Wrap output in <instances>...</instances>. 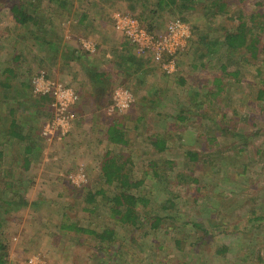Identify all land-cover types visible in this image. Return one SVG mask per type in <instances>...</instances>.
I'll use <instances>...</instances> for the list:
<instances>
[{"label":"trees","instance_id":"1","mask_svg":"<svg viewBox=\"0 0 264 264\" xmlns=\"http://www.w3.org/2000/svg\"><path fill=\"white\" fill-rule=\"evenodd\" d=\"M38 1L42 0H16V3L10 6L9 13L16 26L21 28L32 26L34 29L41 27L39 19L35 14L39 12L40 16L43 15ZM54 1L56 0H48L49 3H53ZM124 1L127 2L128 8L131 10H135V5L139 6V18L141 21L138 20L149 33L156 35L161 33L157 28H160V19L165 15H177L182 23L189 25L190 37L187 40L189 46L186 53H191L195 59L188 67L191 68L192 73L190 72L188 75V68L185 70L180 69L176 73L177 75L175 74L176 76L172 74L174 71L171 73L173 77L161 69L163 72L161 73V77L163 76V79H166L162 82L163 88L157 89L149 99L140 97V99L136 100L132 105L133 107L130 108V115L126 114L110 119L103 126L104 130L99 132L101 139L96 141L98 145L104 144L107 146V150L104 151L99 160L96 178L90 181L88 185H82L80 188L69 186L66 199L73 200L74 198H80L79 200L83 203L80 211L89 217L93 216L94 213H99L100 210L106 209L108 211L106 214L108 216L107 222L109 221L108 223L123 227H130L131 233L133 232L132 240H135V232H138V229L144 224L149 228L151 233H162V238L168 240L171 238L169 241L173 245L172 253L180 255L179 260L183 256L189 258V255H191L192 264H210L214 260L216 264H245L248 263L247 260H255L257 264H261L263 261L261 248L257 244L256 237L259 233L264 237V201L256 204L255 199L251 196L256 195L254 190L251 191L249 189V187L253 186V182L246 179L248 186L241 188L237 192L231 189L225 191L223 188H220V185L213 182L214 187H218L215 190L216 193H214L213 190L209 189V184L212 183V179L217 176V173L211 174V180H208L209 176H206V172L203 169L207 167L206 170H208V167L212 166L214 163L213 156L224 157L231 150L235 151L234 156L239 152H243L244 147L238 150L235 149L236 145L233 139H241L244 142V146L248 145L250 141L248 138L251 134L245 133L244 130L243 132L237 130L232 117L223 125L218 120L212 119L209 116L208 109L210 110L221 99L224 100L225 97L229 96H227L229 94L227 88L228 86L231 87V85H235L241 90L247 89V92L242 95V100H246L250 96L252 89L258 87L255 93L256 102L258 104H260V101L264 102V2L260 0ZM247 1H250L248 2L250 3L249 5H246ZM186 12L198 13L199 19L204 24H215L219 39H209L206 35L201 36L202 32H200L199 26L196 24L200 21L195 18L190 22L184 15ZM31 33L33 35L37 34ZM34 37L38 39V37ZM36 45L37 48H42L41 45ZM48 47L57 54L56 58H58L59 54L66 56V59L69 60L66 63L77 62L78 60H83V64H87L88 66L93 63L92 59L78 50L70 51L64 49L61 52L59 49L54 48L52 43H49ZM221 51L224 52V56L221 54ZM179 53L180 51H177L171 57H165L164 55L157 64L161 68L163 63L165 64L167 61L172 60L174 62V70H178L176 61L178 60L177 55ZM213 55L215 61L211 65V68L208 69L212 63L210 59ZM225 56H228L226 60L224 59ZM129 58L130 61L135 60L132 56ZM19 59V54L17 56L12 54L9 60L0 59V72L3 74V82L0 83V89L4 92L14 88L11 83L15 78L19 79L24 76L17 74V72L19 73ZM128 65L130 66L128 71L132 68H138V64L128 62ZM242 70L252 72L255 75L254 82L243 83L246 80L241 76ZM197 71L199 72L198 82L193 77ZM41 72L46 74L45 71L39 70L34 74V77ZM152 72L154 73V69L149 68L148 73L151 75ZM27 73L30 74L29 70ZM208 73H212V75L210 76ZM134 74L135 71H132L130 76ZM203 74L204 80L199 82L200 76H203ZM95 75H93L94 80H97V82L103 81L104 74H102L103 77ZM24 78L28 77L24 76ZM187 84H191V86L187 92H184L183 87L187 86ZM19 88H21L20 91L17 89L11 90L18 97L27 96L31 99L33 98L32 96H28L31 91L29 82L21 83ZM48 100L49 98L44 96L32 100L31 104H28L31 107H29L30 110L27 115L30 114L36 119L43 115L46 108L48 109L49 104L47 105V103L50 101ZM152 106H154L152 110L157 111L155 118L173 120L175 124L172 127L175 129L184 128L189 124L192 125V119H196L201 124L195 126L196 131H198L195 139L198 138L201 141L199 147L196 150H188L182 155L185 166L181 172L168 179L167 174L170 176L172 174L171 170L175 167L172 161L162 164L164 167L163 171L159 170V167L154 162L146 165L148 172H145V178L150 173L151 178L154 180L153 184H165L171 193L165 198V204H168V206L162 207L163 214L153 213V215H151V200L148 195L150 193L142 190L144 179H138L133 176L135 168L131 160L134 145V141L132 142L131 138H136V135L140 136L138 132L141 131V125H143V122L145 124L147 116L153 113L151 110L148 111V108ZM223 106L229 108L228 104L224 103ZM18 110V108L17 110H10L9 116L11 117L9 122H5V119H0V143L1 145H5V143L12 141H16V143L24 142V148L19 156L22 157L21 169L27 171L40 158L41 142L40 138L37 140V132L39 131L40 133L45 124L42 123L44 125L41 127V124L40 130H38V125L35 126L34 121L30 124L31 118L26 117L21 121L17 120L18 115L16 111ZM232 114L235 115V112ZM258 115H260L259 120L263 121L264 115ZM224 116L225 113L222 115V118ZM45 117L49 119V114L45 115ZM205 117H209V120L206 121H209L210 125L202 122ZM1 120L4 121L2 124ZM248 122H250L248 125L254 124L259 126L256 116H251ZM214 125L217 126L218 130H215ZM24 126L26 127L24 128ZM205 130H208L206 131L208 133H201ZM256 130L255 135L259 133L260 129L257 128ZM164 134L166 135V133ZM164 134L148 133L144 138V141L147 142L146 151L150 147L155 155L165 153L169 137ZM224 138H226V142ZM124 149H127L128 152H124ZM263 153L264 144H261L256 148L255 154L258 156ZM2 155L3 152H0V158ZM185 161H187V164ZM226 161L230 165L236 162L232 157H227ZM262 164L264 166V161ZM215 171L213 165L212 172ZM245 173L246 167L243 166L240 174L245 175ZM19 178L15 176L12 178L13 183L6 184V190L14 187L13 192L16 195L1 199V194L5 188L0 187L1 205L4 209H9L2 210L0 213V264H5V258L7 257V248L4 241L5 235L2 230V217L10 211L9 207L14 208V211H18L28 206L23 196H20L21 192L24 193L21 190L24 183H21ZM15 180H19L17 185L15 184ZM222 180L226 182L229 180V177L226 180L222 178ZM94 183L96 185L93 190ZM146 190L149 189L146 188ZM186 198L192 199L190 204H192L191 210L193 213L191 214V218L189 214L184 215L188 219L179 222V207L178 211L177 209L174 210V208L179 202L185 201ZM69 205L68 201L60 205L61 214L57 216V234L52 235L55 245L59 248L63 245L59 244L60 241L58 240L62 241L63 239L65 241V239L70 238L72 240L73 238V245L77 248L87 245L88 249H91L94 264H120L119 261L120 259L122 260L124 255L123 251H120L121 246L117 243L115 237L117 236L116 229L99 230L96 227L80 225V222L71 218V215H74L75 213L73 212L76 210L72 203ZM31 207L36 208L37 211L41 208L38 202L32 203ZM224 208H227L228 213H224ZM164 212L167 214L164 215ZM180 234H185L183 239H180ZM210 240L213 246L214 243L217 246L214 251L215 255L211 257V260L206 262H196L195 259L199 261L200 257L191 253L197 249L200 250L202 247L204 249ZM183 241L190 242L183 244ZM229 256L232 257V260L228 258ZM221 259L223 262H221ZM164 260L171 262L174 258L169 260L166 257L161 258L157 261V264H164ZM179 260H176L173 264H180Z\"/></svg>","mask_w":264,"mask_h":264},{"label":"rangeland","instance_id":"2","mask_svg":"<svg viewBox=\"0 0 264 264\" xmlns=\"http://www.w3.org/2000/svg\"><path fill=\"white\" fill-rule=\"evenodd\" d=\"M260 1L264 2V0ZM248 2L250 1H247L246 5L250 4ZM14 3H16V0H0V59L9 60L12 54L16 56L19 54V73L17 72V74L24 75L28 78H24V76L19 79L15 78L11 83L14 88L11 89L20 91V84L29 82L31 91L30 94H28L27 91V94L33 98L31 99L27 96L18 97L11 89L7 92L0 89V119H5V122H9L11 117L9 116L10 110H17L18 108L19 110L16 111L18 115L17 120L21 121L26 117L31 118L32 121H30V124L34 121V125H38V130H40V125L42 123L46 124L51 119L52 112L48 106L44 114L37 119L30 114L27 115L30 110L29 107H31V105L28 106V104H31L32 100L38 99V96L34 95L31 89V81L34 78V74L39 70L45 71L50 80L70 87V84L68 85V83L63 82L61 78L57 77L56 73L57 66L64 62L63 57L66 58V56H60L59 54L60 57L56 58L57 54L48 47V44L52 43V46L59 49V51H63L64 49L69 50V47L74 48L80 52L87 53L89 58L92 57L90 54L100 56L103 49H99L98 46L100 43H103L102 39L104 38L93 35L92 32L96 31H93L91 28L92 24L96 22L97 26H104V30L112 28L114 31V16H129L136 20H140V8H138V5H135V10H131L124 0H56L53 3H49L48 0H42L38 1V5L41 6L43 15L40 16L39 12L35 13L41 27L34 29L32 26L21 28L14 24L9 13L10 6ZM184 15L190 22L195 18L200 21L196 24L199 26L200 32H202L200 34L201 36L206 35L209 39H219L215 24H204L202 20L199 19L198 13L186 12ZM81 16H85L89 21L81 25L77 24ZM160 22V28L157 29L161 32L165 30L170 22H179L189 28V25L182 23L177 15H165L161 17ZM140 24L142 25L141 22ZM142 27H144V25H142ZM31 32L37 34L33 35ZM88 32L89 36H85ZM115 34L118 33L115 32ZM118 35L123 37L120 34ZM34 36L38 37V39H35ZM175 37L184 47L178 54L179 56L177 55L178 60L176 64L178 65V70H174L172 73L174 76L177 75L176 73L180 69L185 70L195 61L191 53H186L189 44H187L186 41L184 42V36L177 35ZM106 38H110L108 40H112V44H114L113 37L106 36ZM123 38L125 39V37ZM125 40L130 42L128 39ZM34 41L36 44L41 45L42 48H37ZM131 49L136 53L134 46L133 48L131 47ZM221 54L224 56L223 51H221ZM137 55L138 57L132 55L135 60L131 61V63L138 64V68H135L137 72L133 68L135 74L125 79L112 71V78L108 84L109 89L104 96L93 97L88 94L89 91L86 89L81 93L83 89L77 91L78 87H70L76 99L72 110L75 118L70 133L59 142L47 143L41 138V131L40 133L38 131V135H36L38 138L37 140L40 138L41 155L39 160L32 164L27 171L21 169L22 157L19 156L24 148V142L16 143V141H12L10 143H5V145H1L0 143V152H3L0 158V187L5 188L3 193H0L1 199L3 197L16 195L13 192L14 187H11L10 190H6V184L13 183L12 178L17 176L20 177V182L24 183L21 188L24 193L21 192L20 194L19 192V194L23 196L28 204L27 207L21 208L18 211H14V208L9 207L10 211L2 217V230L5 235L4 241L7 248L5 264H94V259H92L91 256V249H88L87 245L77 248L73 245V238L72 240L70 238L67 240L65 239V241L63 239L62 241L58 240L60 241L59 244L63 245L59 248L54 243L52 235L57 234V216L61 214L60 205L65 201H68L70 205L71 203L74 205L76 211L73 212L75 214L71 215V218L80 222V225L96 227L99 230L116 229L117 236L115 237L117 243L121 246L120 251H123L124 255L122 260L120 259L119 261L120 264H157V261L165 257L168 260L172 258H174V260L171 262L164 260V264H173L176 260H179L180 255L172 253L173 245L169 241L171 238L169 240L162 238V233L157 232L153 234L144 224L138 229V232H135V240H132L133 232L131 233L130 227H123L121 225L108 223L109 221L107 222L108 216H106V214L108 211L106 209L100 210L99 213H94L93 216L89 217L87 214L85 215L80 211L83 206L82 201L79 200L80 198H74L73 200L66 199L69 186L80 188L82 185H88L90 181L96 178L99 160L104 151L107 150L106 145H98L96 143L98 139H101V134L99 135V132L104 130L103 126L113 117L126 114L130 115V108L133 107L132 105L136 100L140 99V97L149 99V97L154 95L157 89L164 87L162 82L166 79H163V76L161 77V73H163L162 67L160 68V65L157 64L150 55ZM227 58L228 56L224 57L225 60ZM210 60H212V63L208 69L211 68V65L215 61L214 55ZM54 62L57 66H53ZM116 68H118V64L113 67V69ZM149 68L154 69V73L152 72L151 75L148 73ZM28 70L30 74L27 73ZM190 72L192 73V70L188 68V75ZM129 73L130 72H128V74ZM169 74L173 76L171 73ZM208 74L210 76L212 75V73ZM241 76L246 80L243 81V83L254 82L255 75L250 71L242 70ZM193 77L195 81L198 82L199 72L197 71ZM200 78L199 82L203 81L204 74L200 76ZM2 82L3 74L0 72V83ZM190 86L191 84H187V86L183 87L184 92H187ZM229 87L230 86L227 88L229 92L227 96H229L224 98L225 101L221 99L217 105L212 106L210 110L208 109L209 116L212 119L218 120L223 125L232 117V121H234L237 130L241 132L244 130L245 133L251 134L248 138L250 141L248 145L246 144L244 146V142H242L241 139H233L236 145L235 149L238 150L244 147V151L239 152L236 156H234L235 151L233 150L225 154L224 157L222 156L219 158L213 156L214 163L212 166L208 167V170H206L207 167H204L203 171L206 172L205 174L207 177L209 176L208 180H211V174L217 173V176L215 178L213 177L212 183L209 184V189L213 190L214 193H216L215 190L218 189V187L215 188L213 182L220 185V188H223L225 191L231 189L237 192L241 188L248 186L246 179L252 181L253 186L249 187V189L251 191L254 190L256 195L251 196L255 199L256 204H258L264 201V166L262 164L264 161V153L257 156L255 151L258 146L264 144V120H259L260 115H258H264V102L260 101V104L256 102L255 93L258 87L252 89L250 96H248L246 100L241 99L243 97L242 95L247 92L246 88L241 90L235 85ZM117 88H121L131 95L133 101L132 103L130 102L131 104L127 110L122 113L109 111L113 103V92ZM224 103L226 105L228 104L229 108L224 107ZM48 104L49 102L47 105ZM45 107L47 106L45 105ZM153 108L154 106L148 108V111L151 110L153 113L148 115L145 124L143 122V125H141V131L139 130L140 132H138L140 136L136 135V138H131V141H134L132 148L133 157L131 158L135 168L133 176L138 179H144V187L142 190L150 193L148 195L151 200V215H153V213L163 214L162 207L168 206V204H165V198L171 193L168 186L166 187L165 184H153L154 180L151 178L152 176L150 173H148L145 178V172H148L146 165L154 162L159 167V170L163 171L164 167L162 164L172 161L175 167L171 170L172 174L170 176L167 174L168 179L169 177L172 178L184 169L185 165L182 155L188 150H196L201 142L198 138L195 139V135L198 134L195 126L198 124L201 125L196 119L191 120L192 125L189 124L184 128L180 127V129H175L172 127L173 124H175L173 120L155 118V113H157V111H153ZM232 111L235 112V115L232 114ZM224 113L225 116L222 118ZM48 114L49 119H46L45 115ZM251 116H256L259 126L254 124L248 125V123H250L248 119ZM206 120H209V117H205L202 122L207 125L209 121ZM3 122L4 121L1 120V124ZM44 124H42L41 127ZM208 125L210 124L208 123ZM26 126H24V128ZM214 127L215 130H218L216 125H214ZM257 128H259L260 131L255 135ZM206 131L208 130L202 131L201 133H208ZM148 133H166V135H164L169 137V142L165 153L155 155L150 147L146 151L147 142L144 141V138ZM224 141H227L226 138H224ZM126 151L128 152L127 149H124V152ZM227 157L234 158L236 162L230 165L229 162L226 161ZM185 162L187 164V161ZM213 165L214 170H216L215 172H212ZM243 166L246 167L245 175L240 174ZM228 177L229 180L223 182L222 178L226 180ZM19 180H15L16 185ZM96 183L93 184V190ZM146 188L149 190H146ZM191 201L192 199L186 198L185 201L179 202L174 208V210L177 209L178 211L179 207V222L188 219L184 215L189 214L191 218V214L193 213L191 210ZM35 202L40 204L41 210L39 209L37 211L36 208L31 207V204ZM65 206H67V204H65ZM0 207L2 208L0 213L2 210L8 209H4L1 202ZM224 213H228L227 208H224ZM166 214L167 213L164 212V215ZM180 236V239H183L185 234H180ZM256 240L258 246L261 248L263 259L261 264H264V237L261 233L257 235ZM186 242L190 241H183V244H186ZM206 245L204 249L202 247L200 250L197 249L191 253L200 257L199 261L195 259L196 262H206L211 260V257L215 255L214 251L217 248L216 244L214 243L213 246L210 240ZM156 256L157 258H155ZM189 256L190 259L187 256H183L179 260L180 264H192L191 255ZM228 258L232 260L231 256ZM221 262H223L222 259ZM247 262L248 263L245 264H257L255 260H247ZM212 263L216 264L215 260L210 262V264Z\"/></svg>","mask_w":264,"mask_h":264},{"label":"built area","instance_id":"3","mask_svg":"<svg viewBox=\"0 0 264 264\" xmlns=\"http://www.w3.org/2000/svg\"><path fill=\"white\" fill-rule=\"evenodd\" d=\"M113 29L133 44L137 54L150 55L156 62H160L164 55L171 57L183 49L184 45L177 41L175 36H184V42H187L190 37L189 28L179 22H170L165 30L156 35L147 32L138 20L129 16H114ZM161 67L166 73H172L174 62L169 60ZM31 89L34 95L48 97L50 100L49 108L52 117L42 127L41 138L47 143L59 142L66 138L75 118L72 111L76 100L73 90L66 85L50 80L44 72L32 79ZM112 102L109 111L122 113L133 101L131 95L123 89L117 88L113 92Z\"/></svg>","mask_w":264,"mask_h":264},{"label":"crops","instance_id":"4","mask_svg":"<svg viewBox=\"0 0 264 264\" xmlns=\"http://www.w3.org/2000/svg\"><path fill=\"white\" fill-rule=\"evenodd\" d=\"M88 21H89L88 18H86L85 16H81L77 24L81 25L84 22H88ZM94 24H92L91 26L93 31H96V32H92L93 35L103 37L104 39H102L103 43H100L98 46L99 49H103L102 54L100 56H96V54L95 55L90 54V56H92L90 59L93 60V61L90 60L93 62L92 65L91 64L90 66H88L87 64L84 65L83 60L66 63L69 60L63 57L64 62L61 65L57 66V64L54 62L53 66H57L56 68L57 77L61 78L63 82L68 83V85L70 84L69 86L72 88L74 86L78 87L77 91H79V89L80 90L83 89L81 93H83L84 89H86L89 91L88 94H90V96L96 97V96H104L108 91L109 89L108 84L112 78V74H111L112 71L119 74V76L125 79L129 78L130 73L133 71V68L128 71V69L130 68L128 62L131 63L129 57H131L132 55L134 56L136 55L138 57V55L135 53L134 50L131 49V47L133 48L131 42H127L125 40L126 38L124 39L118 34H115L112 28L104 30V26H99V25L97 26L96 22ZM85 36H89V32L86 33ZM106 36H110L111 38L113 37L112 39H114V44H112V40H108L110 38L107 39ZM69 50L71 51L75 49L69 47ZM60 56H58V58ZM87 57L89 58L88 54ZM122 57L124 58L123 60ZM116 64H118V68L113 69V67L116 66ZM128 72L130 73L128 74ZM95 74L101 76L102 74H104V77L102 76L103 81L97 82V80H94L93 75Z\"/></svg>","mask_w":264,"mask_h":264}]
</instances>
